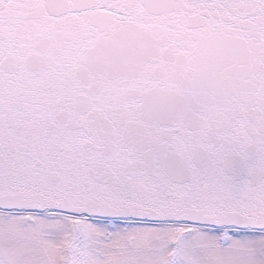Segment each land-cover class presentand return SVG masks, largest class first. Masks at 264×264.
<instances>
[{
    "label": "snow or ice",
    "instance_id": "1",
    "mask_svg": "<svg viewBox=\"0 0 264 264\" xmlns=\"http://www.w3.org/2000/svg\"><path fill=\"white\" fill-rule=\"evenodd\" d=\"M0 264H264V0H0Z\"/></svg>",
    "mask_w": 264,
    "mask_h": 264
}]
</instances>
